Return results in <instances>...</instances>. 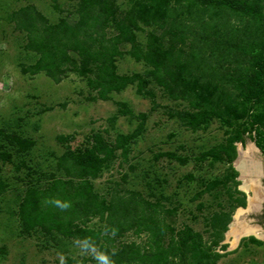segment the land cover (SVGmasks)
<instances>
[{
  "label": "trees",
  "instance_id": "16d2710c",
  "mask_svg": "<svg viewBox=\"0 0 264 264\" xmlns=\"http://www.w3.org/2000/svg\"><path fill=\"white\" fill-rule=\"evenodd\" d=\"M261 2L264 4V0H176L171 6L165 3L153 6L149 0H129V8L120 10L117 0H76L72 18L62 17L52 23L33 5H28L13 11L9 20L16 31L23 33L24 50L38 56L33 64L22 66L23 72L32 75L43 72L55 81L69 69L90 75L89 86L97 91L91 97L93 100H107L112 92L134 84L138 93L144 91L150 96L146 87L153 83L168 98L187 101V109L169 113L191 130H198L215 118L233 121L249 117L252 110L264 112ZM52 8L58 10L55 5ZM141 25L156 28L146 35L143 44L136 34ZM123 55L145 65V75L118 74L116 60ZM146 116L138 115L142 120ZM137 134L118 137L123 152L127 140ZM31 147L29 139L0 127V172L6 164L17 171L25 170V188L15 191L11 201L15 208L8 212L16 215L22 233L31 235L38 229L46 235L56 231L63 237L83 241L91 237L98 254H108L114 264L216 263L220 255L212 252L211 246H203L201 234L188 226L177 230L165 223V215L160 216L156 210L163 208L159 201L150 202L133 191L121 194L114 190L107 199L93 191L89 180L100 175L113 152L100 134L95 135L90 147L66 150L56 159V168L69 178L65 184L71 195L64 192L56 196L53 184L50 188L38 184L35 169L26 160H18L25 158ZM203 156L215 162L225 159L230 171L223 184L232 181L233 139L209 149ZM31 175L34 180L29 178ZM73 178L77 179L75 183ZM217 184V180L210 182L199 193H210L214 187L217 189ZM8 186L0 176V192ZM68 188L74 190L70 192ZM226 191V200L231 201L229 187ZM52 200L69 201L74 210L62 211L48 202ZM236 201V205H244L242 197L234 198ZM236 205L229 203L228 208L232 210ZM231 210H219L204 218L212 246L218 244L226 229ZM165 213L170 214V210ZM65 215L77 216L68 219ZM95 217L104 222L107 233L116 230L115 236L129 231L147 234V245L135 242L112 245L106 236L99 241V232L81 228L76 235L71 230L73 219L86 224ZM78 262L67 258L64 264Z\"/></svg>",
  "mask_w": 264,
  "mask_h": 264
},
{
  "label": "rangeland",
  "instance_id": "374dc122",
  "mask_svg": "<svg viewBox=\"0 0 264 264\" xmlns=\"http://www.w3.org/2000/svg\"><path fill=\"white\" fill-rule=\"evenodd\" d=\"M149 1L153 6L176 4V0ZM117 3L120 10L130 6L129 0H117ZM75 4L76 0H0V127L7 132L19 133L32 142L25 158L17 157L18 160H26L31 169H35L33 172H37L38 184L43 188H50L53 184L52 188H57L53 193L59 196L66 192L65 182L69 178L62 169L56 168L57 157L66 150L90 147L95 135L100 134L113 152L100 175L89 180L94 192L107 199L114 190L121 194L133 191L150 202L159 201L163 208L156 210L160 216L165 215V223L177 230L188 226L201 234L203 246H211V251L220 255L215 264H264L261 242L243 237L232 244L234 231L240 232L245 227H238V219L246 208L234 202V197L241 198V195L238 191L234 193L233 184H223L230 171L229 164L225 159L215 162L203 156L204 152L226 144L229 139H233L234 144L241 137L257 131L258 127L264 129V112L252 110L249 117L233 121L215 118L203 129L191 130L169 113L187 109V101L168 98L153 83L146 87L150 96L144 91L138 93L134 84L120 92H112L107 100H93L91 97L97 91L89 86L90 75L83 76L69 69L59 81H55L43 72L33 75L23 72L22 66L33 64L38 56L24 50V35L14 29L10 14L33 5L48 21L55 23L62 17L72 18ZM54 5L58 10L52 8ZM261 7L264 24V4ZM155 29L154 26L141 25L136 32L138 41L143 44L146 35ZM71 55L77 58L75 53ZM116 66L120 75H145L147 71L145 65L127 55L119 57ZM139 114L147 116L142 120ZM133 133L138 134L127 140L123 152L118 137ZM246 141L244 147L247 151L252 140ZM250 156L257 157L254 153ZM24 172L13 169L11 164L3 166L0 172L3 182L9 185L0 192V264H64L67 258L78 259L76 264H97L91 253L83 251L84 241L77 237L66 238L56 231L46 235L38 229L31 235L21 232L16 215L8 212L14 211L12 199L15 191L25 188ZM29 178L34 180V176ZM215 180L217 189L214 187L210 193H199ZM72 181L75 183L77 179ZM228 187L232 193L231 201L226 200ZM68 192L66 195H71ZM229 203L236 207L229 209ZM166 209L170 214L165 213ZM219 210H231L230 220L218 244L212 246L204 218ZM65 216L70 219L77 215ZM242 217L246 221L247 215ZM70 223L73 232L87 228L99 232V241L103 236L108 237L112 245L122 242L147 245L148 242L147 234L133 231L113 236L105 231L104 222L98 217L86 224L77 219ZM94 246L98 248L96 244Z\"/></svg>",
  "mask_w": 264,
  "mask_h": 264
},
{
  "label": "flooded vegetation",
  "instance_id": "af4514ba",
  "mask_svg": "<svg viewBox=\"0 0 264 264\" xmlns=\"http://www.w3.org/2000/svg\"><path fill=\"white\" fill-rule=\"evenodd\" d=\"M247 133V132H246ZM264 129L258 127L257 131L247 134L248 137H241L239 141H234L235 156L231 161L232 172L235 175L232 178L234 193L244 199V208L238 227H247L251 232L248 237L264 245ZM252 140L246 151L244 147L246 140ZM256 154L250 156V154ZM242 164V165H241ZM245 166V173L243 172ZM236 199V197H234ZM246 214V221H243V215Z\"/></svg>",
  "mask_w": 264,
  "mask_h": 264
},
{
  "label": "clouds",
  "instance_id": "9594fccd",
  "mask_svg": "<svg viewBox=\"0 0 264 264\" xmlns=\"http://www.w3.org/2000/svg\"><path fill=\"white\" fill-rule=\"evenodd\" d=\"M48 202L62 211H66L71 207V204L68 201L52 200ZM111 234L114 236L116 230H113ZM83 251L85 253H91L93 258L97 261V264H114V261L108 254H97V249L91 241L85 240L83 242ZM112 255H115V253L113 252Z\"/></svg>",
  "mask_w": 264,
  "mask_h": 264
},
{
  "label": "bare ground",
  "instance_id": "6f19581e",
  "mask_svg": "<svg viewBox=\"0 0 264 264\" xmlns=\"http://www.w3.org/2000/svg\"><path fill=\"white\" fill-rule=\"evenodd\" d=\"M242 165V164H241ZM243 172L245 173V166H243ZM238 232V233H237ZM251 231L247 228V227H242L241 228V231L239 232V231H234V241H233V243L232 244H235L236 242H237V240L241 237V236H243V235H247V234H249Z\"/></svg>",
  "mask_w": 264,
  "mask_h": 264
}]
</instances>
